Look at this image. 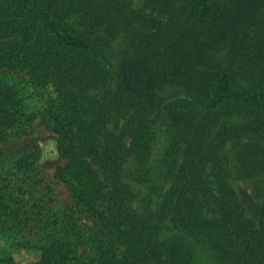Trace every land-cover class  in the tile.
<instances>
[{
  "label": "trees",
  "instance_id": "16d2710c",
  "mask_svg": "<svg viewBox=\"0 0 264 264\" xmlns=\"http://www.w3.org/2000/svg\"><path fill=\"white\" fill-rule=\"evenodd\" d=\"M134 1L0 0V155L38 115L26 72L54 90L56 178L100 227L97 264H264V0ZM19 202L0 187V228ZM39 252L80 264L70 240Z\"/></svg>",
  "mask_w": 264,
  "mask_h": 264
},
{
  "label": "rangeland",
  "instance_id": "374dc122",
  "mask_svg": "<svg viewBox=\"0 0 264 264\" xmlns=\"http://www.w3.org/2000/svg\"><path fill=\"white\" fill-rule=\"evenodd\" d=\"M142 2L133 3L139 6ZM12 74L24 91L27 108L38 115L25 127L9 131L2 143L0 187L9 188L20 202L11 204L12 216L0 228V257H12L15 264H35L40 247L66 239L76 247L80 264H97L104 243L100 227L56 178V169L67 161L59 151L57 135L46 114L47 99L54 97V90L34 85L26 72ZM28 151L35 158L19 173L14 164ZM226 153L231 161L233 150L229 148ZM253 186L247 184L246 188L252 191Z\"/></svg>",
  "mask_w": 264,
  "mask_h": 264
}]
</instances>
